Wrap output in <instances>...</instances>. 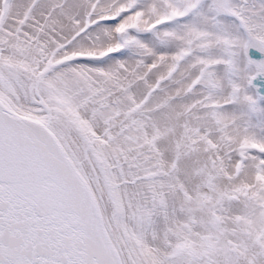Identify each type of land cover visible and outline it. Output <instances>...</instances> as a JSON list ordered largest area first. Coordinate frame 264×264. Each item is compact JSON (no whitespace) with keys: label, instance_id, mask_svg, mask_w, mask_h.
<instances>
[{"label":"snow or ice","instance_id":"snow-or-ice-1","mask_svg":"<svg viewBox=\"0 0 264 264\" xmlns=\"http://www.w3.org/2000/svg\"><path fill=\"white\" fill-rule=\"evenodd\" d=\"M0 264H264V0H0Z\"/></svg>","mask_w":264,"mask_h":264}]
</instances>
